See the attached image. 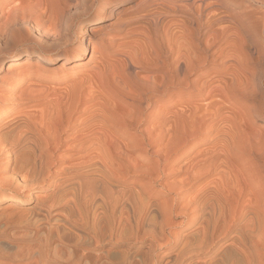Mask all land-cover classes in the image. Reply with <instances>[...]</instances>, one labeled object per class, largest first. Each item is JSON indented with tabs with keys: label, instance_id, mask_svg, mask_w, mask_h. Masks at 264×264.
Returning a JSON list of instances; mask_svg holds the SVG:
<instances>
[{
	"label": "bare ground",
	"instance_id": "obj_1",
	"mask_svg": "<svg viewBox=\"0 0 264 264\" xmlns=\"http://www.w3.org/2000/svg\"><path fill=\"white\" fill-rule=\"evenodd\" d=\"M127 1L16 0L3 14L0 7V37L27 22L37 34L35 49L0 55V161L14 175L5 183L51 188L50 219L77 230L70 242L49 222L34 229L55 263L103 264L105 243L136 240L140 231L159 246L177 217L190 229L181 259L264 264V129L249 125L261 103L254 111L236 103L259 95L249 64L259 65L252 70L262 85L264 50L225 0H135L105 24ZM95 4L102 7L89 16ZM224 20L231 34L218 27ZM48 72L59 85L43 83ZM166 171L171 180L161 183ZM160 194L172 197L157 202ZM27 200L0 194L12 203L7 211Z\"/></svg>",
	"mask_w": 264,
	"mask_h": 264
},
{
	"label": "rangeland",
	"instance_id": "obj_2",
	"mask_svg": "<svg viewBox=\"0 0 264 264\" xmlns=\"http://www.w3.org/2000/svg\"><path fill=\"white\" fill-rule=\"evenodd\" d=\"M15 1L16 0H4V1L2 0L0 2L1 3L0 7L1 8L3 7L2 14L4 13L5 10H6L5 12H7L14 5H17V3ZM134 2H135V0H130V1H127V2L120 3L118 5V7H116L115 15H113L110 19H108V21H106L105 24H108L110 21L111 22H113V21L114 22H118L119 16H125V14L122 13L124 11V9L127 8V7H130L131 4H133ZM224 2H225L224 3L225 7L227 8V9L225 8V10L229 9L228 10V11H230L229 13L233 14L234 17H236V18L240 17L239 18L240 20H238V21H240L242 23L246 22L245 24L248 25V27H249L250 31L248 32V34H247V32L244 33L243 30H240L239 33L241 34V32H242L243 35H245V36L248 35V37L251 39V40L248 39V40H250V42L254 41L258 45L260 44L261 46L260 45L259 46L264 50V23H263L264 19H261V21L259 20L260 17L264 18V11H263L264 10V5L261 4L262 2H264V0H260V1L259 0H225ZM11 5H12V7H10ZM101 7H102L101 5L95 4L93 6L91 14L89 16H91L94 12L100 10ZM258 8H262L263 10L261 9L259 11ZM120 9L122 11L118 13V11ZM129 9H127L125 11L129 12L130 11ZM213 9H214V7H213ZM244 9H246V10H244ZM256 9H258V10H256ZM253 10L254 11L256 10L255 11L256 13ZM257 11H259V13H257ZM250 12H251V14H250ZM260 12L263 13V15L261 14L260 17H257V16H259ZM255 14L257 16H255ZM242 15H243V17H241ZM89 16H88V18H89ZM251 16H252V19L250 18ZM85 17L87 18V16H85ZM2 18H4L3 15L0 16V22L2 21ZM254 18L255 19L258 18V19H256L258 21H256ZM93 22L94 21L92 19L90 24H93ZM228 23H230V22L228 21ZM228 23H227V21L224 20V22L221 23L223 25H221L220 23H219L220 25H218V27L220 26V28H221V26H223V28H225V30H223L224 31L223 34H231L230 31L234 30V29H232L229 26ZM247 23L253 24L254 27L250 26V24H247ZM224 24L226 26H228V28ZM230 25H231V23H230ZM256 26L258 28H256ZM30 27H31V25L29 26V22H27V24H21L19 26H15L16 29L13 27L17 32L12 31L13 28H11V27L9 28V30L7 29V31H5L3 33L2 37H0L1 40H2L0 42V45L2 46V47H0V55L6 57V56H9V55H11L13 53H16V52H25L27 50L35 49L37 44H34V43H35V39L37 37V34L35 32L34 27L33 26L31 27L32 30H31ZM218 27L216 25L214 27V29L215 28L218 29ZM251 27H253V28H251ZM6 28H8V26H6L5 29ZM10 29H11L12 33L10 32ZM237 30H239V29H237ZM6 32H8V33H6ZM21 32H23L24 34L21 33ZM8 34H10V35L12 34V35L10 36ZM120 34H122V32L118 33V37H117L118 39L116 38L117 43L121 41L119 38L122 35H120ZM218 34L219 35H217V37L220 36L218 38L220 40V38H221V36L223 34L221 33V31L218 32ZM213 39H214V37H213ZM218 39H216V40L218 41ZM219 44L221 46H225L226 45L223 41H219ZM68 46L75 47L76 46V42H73L72 44H68ZM89 54H90V49L88 50V54L86 55V57H88ZM253 64H255V65H253ZM57 66H58V63H54V64H51L48 67H50V69L56 70ZM250 66L251 67L253 66L254 68L253 67L251 68ZM258 66L259 65L257 63L249 64V73L251 71L250 75L253 74V76L251 75V77L253 79V85L252 86H253L254 89L258 86V88H256V91L259 92L260 96L259 95L255 96V97H253V95H252V97H251V95H250V97L249 96H246V97L241 96V97H238V99L236 101V103L237 102L239 103V104L237 103V105H240V104L243 103L242 104L243 106L247 107V105H248V108L250 110H253V111H254V109H258L257 107H259V104L261 103L259 110L262 113L261 114L253 113L254 114L253 118H252L253 120H250L251 124L249 123L250 127L253 130L255 128L256 129L257 128L258 129L259 128L264 129V98H263L264 97L263 96L264 95L263 94V92H264V77L262 78V85H257L256 84L257 82H255V80L257 81V79L254 76V71L258 70L257 69ZM259 68H261V66ZM252 69L253 70L256 69V70L253 71ZM48 73L49 74L44 79L43 83L44 84H52L53 83L54 85L55 84L59 85L60 83H58V80L51 81L50 76L52 75V73H50V72H48ZM35 74L36 73H34V75ZM34 75H33V77H34ZM46 80H48V81H46ZM25 84H27V83L22 84L23 88L25 87ZM259 87L261 89H259ZM261 96H262V98H260ZM257 102H258V104H257ZM242 105H240V106H242ZM255 106H256V108H255ZM136 158L138 159V157H136ZM179 164L180 163L178 162V164H175V165L171 166V168L172 169H174V168L176 169L179 166ZM11 168H12V164H5V161H4V164H2V161H0V194H17V195L28 194V200L25 203H22V204L15 203L14 206H13L14 208L11 211L10 210L7 211V208L10 205H12V203H9L8 201L0 202V264H22V263L27 264L28 263L27 260H29V264H60L58 262L55 263L56 260L53 261L54 258L52 256L44 255V251H43L44 250V246H43L44 244H43V242H41V241L44 240V234L39 233V235H40L39 237L37 236L38 234L35 236V230L34 229H36L40 225L41 226H43V225L46 226V225H48V222H49L50 224H54V225L59 226V227L52 226L53 227L52 234H56L58 232L59 233L63 232L62 235L61 234L60 235L63 236V237L66 235L65 239L70 240V242H72L73 239L77 238V237H75L77 230L74 231L72 228H69L67 226V224L63 223L62 221L53 222L52 219H50L51 216L48 215L49 213H48V211H46V209H48V208H47L45 202L47 200L46 198H48L47 196H49L48 194L51 193V188H49L47 186H43L42 187V186L32 185V186H30L28 188H25V189L20 188V189L14 190L9 185H7L5 183V181H8L9 180L8 178H11V177L14 176L11 173L12 172ZM171 174H172L171 172H169V173H167V171L164 172L163 173V177L160 179V182L161 183H162V181L165 182L167 179L171 180V177H172ZM59 175L62 176V175H65V174L58 173V176ZM131 180L132 179H128V181H131ZM51 181H53V179H51ZM154 189H156V191H159V188L154 187ZM157 195H154V196H157ZM170 197H172L171 194H166V195L165 194L164 195L160 194L159 197L156 198V200H157V202L159 200L160 201L163 200L161 202H164L166 200L165 198L169 199ZM45 207H46V209H45ZM12 212H14V213H12ZM46 217H48V218H46ZM23 218H25V219H23ZM170 220H172V221H170ZM177 220H181V219L177 218V217H173V218L169 219L170 222L167 225H165L164 232L161 235L162 239H163L161 241H162L163 244H161L159 246H155L154 242L152 241V239L149 236H145V237L142 236L143 238L140 240V237L143 234L142 231L138 232L140 237L138 239H136V240H132V241L131 240H117L115 243H112V242L105 243L102 246V249H101V250L105 249L104 250L105 251L104 254L106 253L107 254V255L105 254L106 256H108V254H109V257H106V259H105V263L106 264H110V259L109 258H113L114 257V259H116L117 264H127V263L130 264L129 260L126 257V252H128L129 254L132 253L134 258L136 260H138V262L136 264H141V263L142 264H173V263L174 264H182V263L195 264L196 260H198L201 257L200 255H197V254H192L191 255L190 254V256H188V257L186 256L184 258V260L181 259L180 255L178 256V254H179L178 252L180 250V246L183 243V241H184L186 235L188 234V232L190 231V229H183V225L180 223V221H177ZM36 223H37V225H36ZM64 225H66V228H64L65 227ZM56 228H58V229L56 230ZM72 230L74 232H72ZM182 234H184V235H182ZM36 238L37 239L39 238V239L37 240ZM41 243H42V245H41ZM107 246H109V247H107ZM37 249H39V250H37ZM55 250L57 252V249H55ZM112 251H114V252H112ZM132 251H134V253ZM58 252L60 253V256L62 254L65 255V250H61V252H60V250H58ZM107 252H109V253H107ZM138 252L139 253L141 252L142 255L139 254ZM37 253H40V255L39 254L37 255ZM36 257H38L39 259L36 258ZM177 258H178V260H177ZM43 259L46 260V261H44ZM34 260H37V261H34ZM42 261H44V262H42ZM146 261H148V262L146 263ZM105 263H103V264H105Z\"/></svg>",
	"mask_w": 264,
	"mask_h": 264
}]
</instances>
